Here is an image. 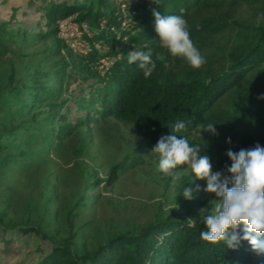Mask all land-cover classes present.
Instances as JSON below:
<instances>
[{"label": "trees", "instance_id": "1", "mask_svg": "<svg viewBox=\"0 0 264 264\" xmlns=\"http://www.w3.org/2000/svg\"><path fill=\"white\" fill-rule=\"evenodd\" d=\"M31 4L33 29L16 10L0 23V264H264L247 241L228 249L199 238L206 184L189 201L178 194L195 185L180 183L175 207L160 203L145 222L100 211L177 119L186 127L175 134L200 145L213 171L230 164L228 149L264 146V0ZM153 9L186 19L200 68L159 45ZM67 19L87 51L61 37ZM145 45L156 62L147 79L126 60Z\"/></svg>", "mask_w": 264, "mask_h": 264}, {"label": "clouds", "instance_id": "2", "mask_svg": "<svg viewBox=\"0 0 264 264\" xmlns=\"http://www.w3.org/2000/svg\"><path fill=\"white\" fill-rule=\"evenodd\" d=\"M152 16L159 45L171 56L182 58L193 69L206 62L191 39L183 16L164 15L155 9ZM262 20L264 12L257 15L256 23ZM144 49L127 51L126 60L129 65L135 63L147 79L156 69V62L152 49L147 45ZM185 127L181 119L171 123L169 134L158 139L152 152L158 154V170L171 176L173 183L180 179L182 172L188 171L191 174L189 183L203 180L204 191L214 195L215 199L206 208L207 213L200 216L203 227L199 238L228 249H235L241 241H247L253 252L264 254V146L257 143L235 152L228 149L226 156L230 164L222 172L212 171V158L201 152V146L190 143L184 135L175 134ZM203 131L216 134V124L208 123ZM182 165L186 168L181 169ZM199 187L198 184L195 188L185 187L183 183L178 195L190 201Z\"/></svg>", "mask_w": 264, "mask_h": 264}, {"label": "rangeland", "instance_id": "3", "mask_svg": "<svg viewBox=\"0 0 264 264\" xmlns=\"http://www.w3.org/2000/svg\"><path fill=\"white\" fill-rule=\"evenodd\" d=\"M33 1L0 0V23L10 21L12 13L16 10V20L22 23L23 21H29L28 27L33 29L35 21L38 19L31 7ZM60 32L61 37L69 43L74 51L78 53L87 51L88 44L82 39V32L71 19L60 22ZM104 65H107V63L104 62ZM145 160L147 161L145 165L129 172L120 184L107 191L105 195L103 193L109 200L105 202V207L101 208L100 211L103 210L105 214L110 215L112 221L136 218L140 222H145L152 218L160 203L164 204L163 211L165 213L169 212L175 207L174 197L177 193V187L180 183L189 182L190 180L191 174L189 175V172L185 171L181 173L180 179L173 183L171 176H167L158 170V154L156 153H149L145 156ZM101 162L102 160H98L92 164L94 170L100 171ZM184 168H186V165L181 166V169ZM201 183L205 184V181H191L192 186ZM206 196L209 197V207L210 201L214 200L215 197L209 193H206ZM207 211L208 209L205 210V214ZM27 246L30 249V246ZM22 256L23 254L17 259H21ZM35 261V259L30 258L26 264H35ZM10 264L15 263L11 262Z\"/></svg>", "mask_w": 264, "mask_h": 264}]
</instances>
